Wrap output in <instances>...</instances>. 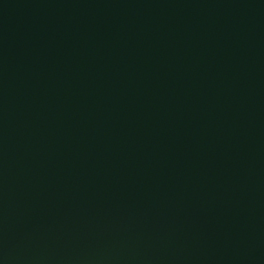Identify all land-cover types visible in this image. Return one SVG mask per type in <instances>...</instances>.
Instances as JSON below:
<instances>
[{
    "label": "water",
    "instance_id": "obj_1",
    "mask_svg": "<svg viewBox=\"0 0 264 264\" xmlns=\"http://www.w3.org/2000/svg\"><path fill=\"white\" fill-rule=\"evenodd\" d=\"M0 264H264V0H0Z\"/></svg>",
    "mask_w": 264,
    "mask_h": 264
}]
</instances>
